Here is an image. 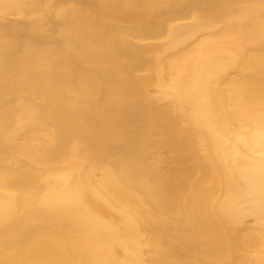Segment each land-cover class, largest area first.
<instances>
[{
    "label": "bare ground",
    "instance_id": "1",
    "mask_svg": "<svg viewBox=\"0 0 264 264\" xmlns=\"http://www.w3.org/2000/svg\"><path fill=\"white\" fill-rule=\"evenodd\" d=\"M0 264H264V0H0Z\"/></svg>",
    "mask_w": 264,
    "mask_h": 264
}]
</instances>
